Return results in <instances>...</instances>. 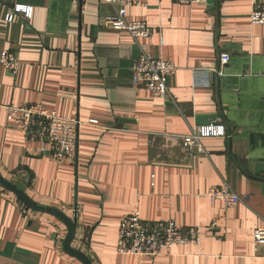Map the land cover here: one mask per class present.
Instances as JSON below:
<instances>
[{
    "label": "crops",
    "instance_id": "crops-1",
    "mask_svg": "<svg viewBox=\"0 0 264 264\" xmlns=\"http://www.w3.org/2000/svg\"><path fill=\"white\" fill-rule=\"evenodd\" d=\"M16 7L32 8V18L8 23ZM253 8V0L214 9L151 0L128 10L153 30L136 41L105 25L117 9L100 0H0V56L12 51L19 61L15 74L0 63V174L76 217L72 247L92 264H264L253 239L264 226V26L251 24ZM144 51L177 68L166 101L133 83ZM32 104L80 121L66 162L8 119L5 107ZM212 122L226 136L202 139L204 153L171 140ZM223 185L241 198L236 208L206 197ZM137 211L199 227L201 243L157 258L118 256L121 219ZM66 236L57 219L0 187V264H81L64 252Z\"/></svg>",
    "mask_w": 264,
    "mask_h": 264
},
{
    "label": "built area",
    "instance_id": "built-area-1",
    "mask_svg": "<svg viewBox=\"0 0 264 264\" xmlns=\"http://www.w3.org/2000/svg\"><path fill=\"white\" fill-rule=\"evenodd\" d=\"M117 9L115 16L107 17L105 25L116 31L128 33L134 40H147L152 36L153 30L145 22L128 19V10L133 7H146L151 0H100ZM163 2L165 0H159ZM176 4L191 6L194 4H207V0H170ZM254 8L250 15L252 25L264 26V3L253 0ZM15 14L23 15L30 20L33 15L32 8L16 7L6 17L12 23ZM163 44V40H161ZM230 56H221V64L227 65ZM0 63L11 74L18 70V57L12 51H3ZM177 71L173 62L162 57H155L148 51L141 53L132 67V80L135 85H143L153 97L168 100L171 96L170 83ZM8 119L20 130L30 142H41L49 146L48 153L58 163L62 164L74 156L77 146L80 121L76 118H66L48 109L41 104H32L22 107H5ZM94 124V122H90ZM226 136V128L214 122L207 126L192 130L186 136H171V140L181 144L186 151L196 149L204 153L201 145L202 139L219 138ZM206 197L211 202H222L227 209L236 208L241 198L227 185L211 188ZM216 224L212 225V229ZM253 239L257 248L264 249V226L254 230ZM201 243V229L199 227L181 228L175 222L146 221L140 212L122 217L116 253L118 256H141L157 258L169 256L177 246L194 245Z\"/></svg>",
    "mask_w": 264,
    "mask_h": 264
},
{
    "label": "water",
    "instance_id": "water-1",
    "mask_svg": "<svg viewBox=\"0 0 264 264\" xmlns=\"http://www.w3.org/2000/svg\"><path fill=\"white\" fill-rule=\"evenodd\" d=\"M222 1L223 0H207V6L209 9L218 8ZM230 47L231 49L234 50L238 49L236 44H232ZM211 76L212 79H215L216 77L215 74H212ZM0 187L14 194L30 210L52 216L55 219H57L59 222H61V224L64 225V227H66L67 229V236L63 243L64 252L68 256L78 260L81 264H92L90 259L84 253L72 247L77 234L76 217L74 219H71L62 211L56 208L50 206H44L34 202L23 189H21L16 184L6 180L1 174H0Z\"/></svg>",
    "mask_w": 264,
    "mask_h": 264
}]
</instances>
